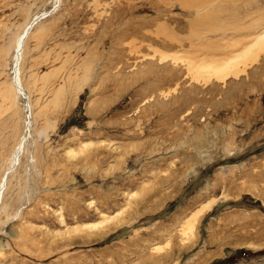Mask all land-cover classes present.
I'll return each mask as SVG.
<instances>
[{
  "label": "rangeland",
  "instance_id": "1",
  "mask_svg": "<svg viewBox=\"0 0 264 264\" xmlns=\"http://www.w3.org/2000/svg\"><path fill=\"white\" fill-rule=\"evenodd\" d=\"M263 31L264 0H0V264H264V52L215 74Z\"/></svg>",
  "mask_w": 264,
  "mask_h": 264
},
{
  "label": "bare ground",
  "instance_id": "2",
  "mask_svg": "<svg viewBox=\"0 0 264 264\" xmlns=\"http://www.w3.org/2000/svg\"><path fill=\"white\" fill-rule=\"evenodd\" d=\"M38 17H40V16H37L34 21L30 22L26 26L24 31L21 33V35L17 39L16 58H15L16 67H15V72H14V74H15L14 82H15L16 89H17V91L19 93H22V91H24L23 90V85H22V82H21V76H20V72H21L20 71V62H21L22 57H23L24 45H25V42H26V40H27V38H28V36L30 34V31L36 25ZM261 52H264V31L262 33L258 34V36H256L255 39L250 44L246 45L244 47V49L241 50L238 53V55H236L235 57H233L231 59H228L227 61H223L224 63H222L221 65L219 64L220 66L219 65L218 66L220 68L217 69L218 73H215V74H217L216 76L221 77V78H225L228 75L232 74L233 70L235 71V74L239 73L240 72L239 71L240 65L246 66L247 64L257 60V57L260 55ZM29 107H30V105H29ZM22 147H23V145L20 142L19 145H18L17 150L15 151V154H14V157H13V160H12V164H11V167H10L11 170L19 162V155H20V152L22 150ZM9 173L10 172H7L3 176V178H2V180L0 182V201L3 198V193H4V190H5L6 184H7V179H8L7 177H8ZM210 206H211V203L209 204V207ZM203 211H204V209H202L200 211L198 210L197 212L192 214L194 216L193 218H191L192 222H190L188 224V227H187V229L184 230V232L189 233V232H193L194 231V228H195L198 220L200 219V215L202 214Z\"/></svg>",
  "mask_w": 264,
  "mask_h": 264
}]
</instances>
